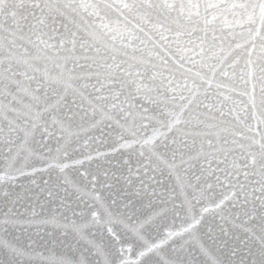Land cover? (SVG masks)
I'll use <instances>...</instances> for the list:
<instances>
[{"label": "snow or ice", "instance_id": "obj_1", "mask_svg": "<svg viewBox=\"0 0 264 264\" xmlns=\"http://www.w3.org/2000/svg\"><path fill=\"white\" fill-rule=\"evenodd\" d=\"M0 264H264V0H0Z\"/></svg>", "mask_w": 264, "mask_h": 264}]
</instances>
